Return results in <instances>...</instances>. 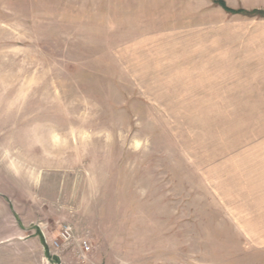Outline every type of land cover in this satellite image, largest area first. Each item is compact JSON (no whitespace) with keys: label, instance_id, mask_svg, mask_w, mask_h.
Wrapping results in <instances>:
<instances>
[{"label":"rangeland","instance_id":"rangeland-1","mask_svg":"<svg viewBox=\"0 0 264 264\" xmlns=\"http://www.w3.org/2000/svg\"><path fill=\"white\" fill-rule=\"evenodd\" d=\"M125 1L0 0V264H264V18Z\"/></svg>","mask_w":264,"mask_h":264},{"label":"crops","instance_id":"crops-1","mask_svg":"<svg viewBox=\"0 0 264 264\" xmlns=\"http://www.w3.org/2000/svg\"><path fill=\"white\" fill-rule=\"evenodd\" d=\"M126 1H125V6L123 7V9L129 10V13H131V11H133V10L138 11V15L135 18V20L138 22H135V23H138L139 25L144 23L142 21V20H145V18L143 16L148 15L149 8L154 9V7L148 6L147 2H145L144 0H133V1L128 2V5H127Z\"/></svg>","mask_w":264,"mask_h":264},{"label":"trees","instance_id":"trees-1","mask_svg":"<svg viewBox=\"0 0 264 264\" xmlns=\"http://www.w3.org/2000/svg\"><path fill=\"white\" fill-rule=\"evenodd\" d=\"M215 4L220 6L222 9H224L229 14H238V13H246L248 16H259L264 18V11L261 10H254L251 12L244 11L242 9L234 10L227 6L226 2L224 0H215Z\"/></svg>","mask_w":264,"mask_h":264},{"label":"built area","instance_id":"built-area-1","mask_svg":"<svg viewBox=\"0 0 264 264\" xmlns=\"http://www.w3.org/2000/svg\"><path fill=\"white\" fill-rule=\"evenodd\" d=\"M72 233H73V229H72V227L70 226V225H66V226H64L63 228H62V231H61V233H60V239L62 240V241H69V239L71 238V236H72ZM56 244V243H55ZM84 245H85V248L87 249V250H89L90 249V246L88 245V242H85L84 243ZM55 246H57V247H59L60 245L57 243Z\"/></svg>","mask_w":264,"mask_h":264}]
</instances>
